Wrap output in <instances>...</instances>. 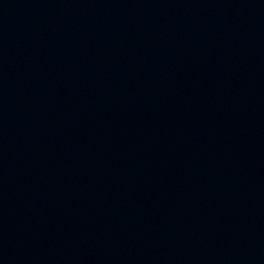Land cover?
Segmentation results:
<instances>
[{"label":"water","instance_id":"water-1","mask_svg":"<svg viewBox=\"0 0 264 264\" xmlns=\"http://www.w3.org/2000/svg\"><path fill=\"white\" fill-rule=\"evenodd\" d=\"M0 264H264V0H0Z\"/></svg>","mask_w":264,"mask_h":264}]
</instances>
